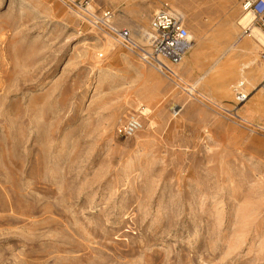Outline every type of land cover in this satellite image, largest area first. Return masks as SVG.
<instances>
[{"label": "rangeland", "instance_id": "obj_1", "mask_svg": "<svg viewBox=\"0 0 264 264\" xmlns=\"http://www.w3.org/2000/svg\"><path fill=\"white\" fill-rule=\"evenodd\" d=\"M79 1L0 0V264H264V47L239 1L94 0L131 30L180 14L176 82Z\"/></svg>", "mask_w": 264, "mask_h": 264}, {"label": "built area", "instance_id": "obj_2", "mask_svg": "<svg viewBox=\"0 0 264 264\" xmlns=\"http://www.w3.org/2000/svg\"><path fill=\"white\" fill-rule=\"evenodd\" d=\"M238 1L242 11L251 16L252 23L264 32V0ZM77 10L83 23L109 36L118 47L164 76L175 77V69L192 46L183 17L172 10L164 9L154 13L147 31L119 27L116 23V11L111 8H95L94 0H80ZM258 60L264 63V50ZM233 95V109L229 113L236 116V108L243 105L249 97L243 81L235 84ZM142 128L139 116L132 114L116 128V135L121 139H129Z\"/></svg>", "mask_w": 264, "mask_h": 264}, {"label": "bare ground", "instance_id": "obj_3", "mask_svg": "<svg viewBox=\"0 0 264 264\" xmlns=\"http://www.w3.org/2000/svg\"><path fill=\"white\" fill-rule=\"evenodd\" d=\"M252 18H251V16L250 15H242L240 18H239V20H238V23H237V25L238 26H240V28L242 29V30H249L250 31V36H252V38H253V48H251V49H254L255 47H257L258 45H261V46H263L264 47V32L263 31H261L260 29L258 30V29H256V28H254L252 25ZM196 46H195V44H192V46H191V49H193L194 50V48H195ZM250 49V48H249ZM192 50V51H193ZM181 65V64H180ZM180 65H179V67H180ZM176 72V71H175ZM173 79V82H176V81H180L181 79L179 78V76H178V73L176 72V75H175V77H172ZM191 93H193L194 92V89L192 88V89H190L189 90ZM194 94V93H193Z\"/></svg>", "mask_w": 264, "mask_h": 264}, {"label": "crops", "instance_id": "obj_4", "mask_svg": "<svg viewBox=\"0 0 264 264\" xmlns=\"http://www.w3.org/2000/svg\"><path fill=\"white\" fill-rule=\"evenodd\" d=\"M112 9V8H111ZM113 10H115V9H113ZM116 11V10H115ZM117 13V12H116ZM153 16V14L151 15V17ZM197 46H198V44H197Z\"/></svg>", "mask_w": 264, "mask_h": 264}]
</instances>
